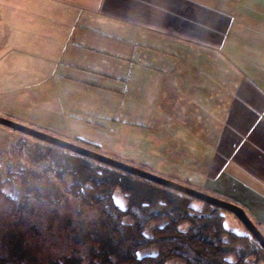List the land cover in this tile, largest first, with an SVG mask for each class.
<instances>
[{
  "label": "crops",
  "instance_id": "0c3cea01",
  "mask_svg": "<svg viewBox=\"0 0 264 264\" xmlns=\"http://www.w3.org/2000/svg\"><path fill=\"white\" fill-rule=\"evenodd\" d=\"M130 46L150 71L137 80H149V100L137 89L132 107L114 72ZM0 108L27 126L88 124L87 109L107 121L149 113L184 158L207 155L201 190L264 227V0H0Z\"/></svg>",
  "mask_w": 264,
  "mask_h": 264
},
{
  "label": "trees",
  "instance_id": "16d2710c",
  "mask_svg": "<svg viewBox=\"0 0 264 264\" xmlns=\"http://www.w3.org/2000/svg\"><path fill=\"white\" fill-rule=\"evenodd\" d=\"M26 159L0 166V187H10L9 194L0 188V264H35L27 222L40 209L41 220L60 219L69 227V255L52 264H264V250L249 234L224 227L223 209L205 203L195 209L194 198L42 142ZM70 200L79 206L75 217H61L58 207ZM84 209L104 224V237L83 229ZM142 249L155 253L139 256Z\"/></svg>",
  "mask_w": 264,
  "mask_h": 264
},
{
  "label": "rangeland",
  "instance_id": "374dc122",
  "mask_svg": "<svg viewBox=\"0 0 264 264\" xmlns=\"http://www.w3.org/2000/svg\"><path fill=\"white\" fill-rule=\"evenodd\" d=\"M134 48V46H130L124 53L117 54L120 59H124L125 61H118L119 68H116L114 71L116 72L118 80L130 83L131 92H129V96L125 99L121 97L119 99L122 101L125 100L127 105H130L131 107L138 98L137 89H142V96L140 97L143 104L147 103L150 97L149 80H141L143 82L142 84L137 83L139 77L144 78L150 75L149 70H143V68L140 67L139 61H146V63H148L149 60L148 58H143L142 55L144 54L135 53ZM182 74H184L183 77H187L186 73ZM164 87L165 85L163 86V89ZM175 88L178 89L175 90V93H183L184 95L188 93V87L186 84L175 85ZM191 88L197 91V86H191ZM164 90L167 91V89ZM164 90H162V93ZM109 96L110 95H107V97ZM116 100V96H110L111 107H116ZM1 112L4 114L0 117L20 123L17 122L20 120H17L16 118H19V113L14 109L4 108ZM135 112L136 111L130 110L123 115L122 113L119 115L118 112V115L112 113L111 115L113 117H110L107 121L106 116H100V114L98 115L95 111L87 109L86 114H82V116L79 117L88 122V124L79 123L80 125L77 126L73 120H70L67 125L62 118H60L55 124H52V122H49L48 118L43 117L41 120V117H38L41 124H37L39 122H37L38 120L36 119L35 123L39 126H27L29 124L25 126L37 131H41L38 127L43 126L45 129L52 130L55 134L48 132L45 133L58 137L59 139L73 142L119 162L210 195L209 192L199 188L203 185L202 171L205 166L204 162L207 161V155L204 157L206 159L199 157V155L189 159L184 158L182 149L178 150V145L170 142L171 134H169V132L166 133L164 127V131L161 130V133H157L155 130L151 131L150 114L146 112L147 114L140 118ZM99 113L102 112L99 111ZM75 116L78 117V115ZM20 118H22V116H20ZM140 123H145V125L141 127ZM216 135L217 134L214 133L211 134V142L217 137ZM61 136H67L68 138H61ZM37 142L41 143L31 136L0 125V166L6 167L12 163H26L27 151ZM2 179L3 177L0 176V181H2ZM66 179V183L68 184L69 180L68 178ZM0 188L5 194L10 193V187L7 184ZM213 197L238 205L237 202L230 198L221 196ZM115 201L117 205L124 207V197L118 191L115 192ZM1 202L2 201H0V210H3L5 207ZM202 204L203 202L196 199L192 202V206L198 210L202 207ZM78 207L79 206L76 202L70 200L63 207H58L57 211L60 213L61 217L72 218L75 217V212ZM82 211L83 215H80L82 216L83 229L87 233L96 231L98 232L96 233L97 237H104L106 234L104 224L99 220L94 221L95 218L92 213L90 214L87 210L84 209L81 210V212ZM35 215L38 218L32 217L28 219L27 223L31 224L33 227L26 235V240L30 243L31 251L36 260L35 264H52L53 259L57 260L62 255H69L70 248H68L67 240L65 238L69 227L65 226L62 228V225H60L62 224L60 219L50 220L49 222L44 219L41 220V209L37 210ZM249 219L253 224L255 223L252 218ZM254 225H258L256 227L264 236V227L259 226V224ZM224 227L228 231L236 234H248L244 225L230 212H224ZM181 228L187 229L188 225L184 224ZM50 232H53V234H49ZM68 244L70 247L73 246V242ZM154 253V250L142 249L138 252V255L144 256ZM227 260L233 262L234 258L230 256ZM167 264L181 263L170 261Z\"/></svg>",
  "mask_w": 264,
  "mask_h": 264
},
{
  "label": "water",
  "instance_id": "95a60500",
  "mask_svg": "<svg viewBox=\"0 0 264 264\" xmlns=\"http://www.w3.org/2000/svg\"><path fill=\"white\" fill-rule=\"evenodd\" d=\"M0 125L8 127L12 130L19 131L21 133H24L25 135L31 136L35 138L36 140L55 146L58 148H61L63 150L69 151L73 154L86 157L88 159H91L93 161H96L100 164H103L105 166H108L113 169H117L120 171H123L125 173H128L130 175L136 176L138 178L148 180L152 183H155L159 186H163L165 188H168L170 190H173L175 192L184 194L186 196H189L191 198H194L196 200H199L205 204L214 206L216 208L223 209L227 212L232 213L235 215L239 221L244 225L246 230L248 231V234L261 246V248L264 250V236L263 234L258 230V228L253 224V222L249 219L245 211L239 207L238 205H235L231 202L225 201L220 198H216L210 195H207L205 193L193 190L191 188L179 185L175 182H172L170 180L164 179L160 176L148 173L146 171H143L141 169L132 167L128 164L119 162L117 160H114L112 158H109L107 156L101 155L91 149H88L86 147H83L81 145L75 144L73 142L65 141L63 139H59L58 137H55L53 135L47 134L44 131H37L35 129H32L30 127H27L23 124L16 123L13 121H10L8 119L0 117Z\"/></svg>",
  "mask_w": 264,
  "mask_h": 264
}]
</instances>
